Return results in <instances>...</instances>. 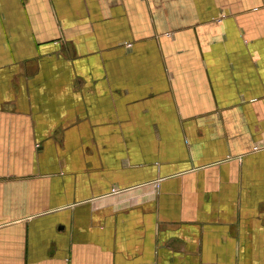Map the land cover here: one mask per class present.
<instances>
[{
    "label": "crops",
    "instance_id": "0c3cea01",
    "mask_svg": "<svg viewBox=\"0 0 264 264\" xmlns=\"http://www.w3.org/2000/svg\"><path fill=\"white\" fill-rule=\"evenodd\" d=\"M0 264H264V0H0Z\"/></svg>",
    "mask_w": 264,
    "mask_h": 264
},
{
    "label": "built area",
    "instance_id": "2783aa9c",
    "mask_svg": "<svg viewBox=\"0 0 264 264\" xmlns=\"http://www.w3.org/2000/svg\"><path fill=\"white\" fill-rule=\"evenodd\" d=\"M260 148H261V147H259V146H255L253 150H254V151H257V150H259Z\"/></svg>",
    "mask_w": 264,
    "mask_h": 264
}]
</instances>
